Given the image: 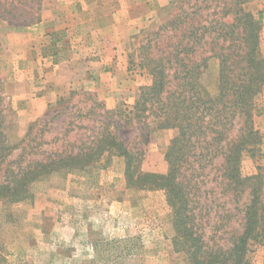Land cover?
Returning a JSON list of instances; mask_svg holds the SVG:
<instances>
[{
  "label": "rangeland",
  "instance_id": "obj_1",
  "mask_svg": "<svg viewBox=\"0 0 264 264\" xmlns=\"http://www.w3.org/2000/svg\"><path fill=\"white\" fill-rule=\"evenodd\" d=\"M180 1L43 0L38 6L31 0H0L4 3L2 14L9 12L4 20L0 19V38L4 39L3 43L0 41V118L7 143L10 146L18 143L29 124L45 114L50 117L63 106L80 108L82 93H91L109 110L128 111L138 88L150 83L147 71L140 67L143 47L151 33L175 13ZM46 4L48 10L44 13ZM243 8L261 25L259 50L264 58V0H250ZM51 14L58 20L56 27L65 28L64 32L60 29L48 34V27L36 29L42 21L47 26ZM30 20L32 24L23 25ZM72 26L69 31L67 28ZM112 38L120 42L125 72L132 77L125 95L113 98V107H107L97 93L64 89L41 113L37 102L41 97L39 87L32 100L13 98L31 90L35 82L20 86H15L12 80L6 85L2 83L1 75L13 78L11 70L25 48L31 49L36 63L32 80L38 82L46 69L70 51L86 59L97 58L100 43ZM204 50V47L198 50L197 59L209 55ZM19 67L29 69L28 62H21ZM217 75L218 59L210 58L201 80L207 94L215 93ZM132 80L140 84L134 85ZM85 104L88 106L90 102ZM54 121L49 137L60 134L59 120ZM253 128L260 141L252 154H244L240 169L244 176L260 177L264 204V86L255 100ZM175 135L173 130L152 131L147 138L140 139L136 124L119 132L128 147L144 152L141 170L159 174L167 170L163 156ZM216 176L211 170L205 178L206 185L196 192L194 211L200 214L196 223L202 235L226 248L230 235L240 231L247 198L243 195L236 201L223 194L219 180L211 181ZM173 235L171 209L164 192L128 186L124 161L115 155L104 154L91 167L55 172L33 182L27 200L18 203L0 200V264H188L184 254L174 251ZM248 249L250 262L263 264L264 247L253 243Z\"/></svg>",
  "mask_w": 264,
  "mask_h": 264
},
{
  "label": "trees",
  "instance_id": "obj_2",
  "mask_svg": "<svg viewBox=\"0 0 264 264\" xmlns=\"http://www.w3.org/2000/svg\"><path fill=\"white\" fill-rule=\"evenodd\" d=\"M41 1L31 3L39 6ZM249 1L181 0L143 47L140 67L150 83L138 88L126 112L109 110L91 93H82L78 103L84 106H63L50 117L45 114L11 146L0 118V200H27L33 182L91 167L104 154L115 155L124 161L128 186L164 192L171 209L172 245L188 264H253L249 246L264 247L261 179L242 175L240 164L260 141L253 110L264 86V58L259 50L261 25L243 8ZM3 5L0 2L2 20L9 13L2 14ZM203 47L209 55L197 59ZM210 58L218 59L212 95L201 85ZM57 119L60 134L49 137ZM132 124L138 125L140 139L152 131H176L163 156L164 174L142 171L144 152L119 137L120 130ZM211 170L218 174L211 181L219 180L223 194L236 201L247 198L240 231L230 235L226 248L205 238L196 223L200 214L194 211V197Z\"/></svg>",
  "mask_w": 264,
  "mask_h": 264
},
{
  "label": "crops",
  "instance_id": "obj_3",
  "mask_svg": "<svg viewBox=\"0 0 264 264\" xmlns=\"http://www.w3.org/2000/svg\"><path fill=\"white\" fill-rule=\"evenodd\" d=\"M42 10L44 13L48 10L47 4ZM72 10L76 12L74 8H72ZM127 12V14H129L130 10ZM54 14H56V12ZM51 15L50 19L47 20V26H45L44 21H42L37 24L38 26L36 29L41 27L45 30V27H48L46 30L48 34L56 33L55 31L60 29L64 32L65 28L56 27L58 23L55 21L58 20H56L53 14ZM99 17L102 18L101 16ZM119 21L121 20H118V22ZM67 29L70 31L73 29V26L71 29L69 27ZM69 31L66 30L65 32ZM116 39L117 38H112L109 41L105 40L103 43H100V46H98L96 50L97 58L86 59L76 52L70 51L66 57H62L55 65L46 69L43 79H40L38 82L32 80V74L36 70V63L33 60L31 49H20L22 53L19 58H16L17 61L15 60L16 66L13 65L14 63L12 64V66H14V69L11 70L14 73V76H12L13 78L7 79V76L1 75L2 83L6 85L12 80L15 86H20L26 83L31 85L35 82L34 86H30L31 90L18 95H12L13 98L17 100H32L31 98L35 96L36 89L39 87V96L41 97L37 102L40 105L38 111L41 113H44L48 104L52 103L53 99L64 89H74L76 91L84 89L92 93H97L102 96L107 107H113V98L118 95H125L126 89H128V82H131L130 78H132L125 72V56L120 49V42L116 41ZM0 41L3 43L4 39L0 38ZM102 45H104V47L106 45V48L108 47L109 50L103 49ZM76 50L78 52V49ZM107 51L108 53L106 54L105 52ZM21 62H28L29 69L27 67L20 68ZM132 83L134 85L140 84L137 83V81H133Z\"/></svg>",
  "mask_w": 264,
  "mask_h": 264
}]
</instances>
